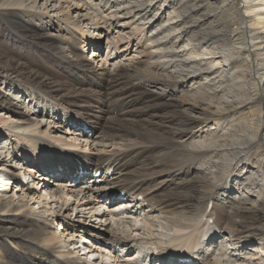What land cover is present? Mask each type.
<instances>
[{"label": "bare ground", "instance_id": "6f19581e", "mask_svg": "<svg viewBox=\"0 0 264 264\" xmlns=\"http://www.w3.org/2000/svg\"><path fill=\"white\" fill-rule=\"evenodd\" d=\"M106 1L110 6L105 0H0V20L11 27L7 32L0 21V46L18 53L8 57L0 49V80L19 89L18 93L24 89L22 96L42 105L45 117L51 112L55 116L50 113L49 117L55 119L62 108L60 114L65 115L54 125L66 129L61 130L63 134L72 136L73 129L67 125L75 124L77 118L94 124L100 138L119 134L123 141L118 146L119 142H114L111 151L97 149L89 154L84 152L92 149L90 143L79 152V145L62 141L63 136L42 139L40 135L47 131H34L38 130L33 121L36 112L22 111L12 102L6 105L7 96L0 93V113L5 112L0 116L10 119L12 134L21 141L17 145L21 154L29 151L31 159L25 168L18 163L16 169H22L19 175L23 178L15 175V167L10 169L8 161H0V264H85L73 254L74 240L80 237L81 242L93 245L92 253L102 260L107 257L110 264H154V255H160L164 264H189L180 261L189 258L192 264H255V260H264V242L248 239V234H264V0ZM16 27L26 33H16ZM117 28L128 30L129 40L120 39L114 45L116 52L130 55L129 46L135 42L142 56L97 74L84 50L89 45L97 47L103 35L108 38ZM94 55L96 50L91 51ZM22 58H29L31 64L15 61ZM40 71L48 74L42 76ZM158 75L162 77L152 80ZM62 121L67 125H61ZM26 131L33 135L26 136ZM3 142L0 156L4 155ZM17 155L13 152L10 159L17 162ZM34 167L42 172L35 186H23L19 178L25 182L29 173L25 169ZM57 167L62 169L59 175L54 171ZM88 169L112 171L103 188L95 191L76 182L83 179L78 173ZM203 169L219 178L210 180ZM49 174L66 181L53 188L42 183ZM251 179L262 185L261 190L255 189V201L251 200L253 193L244 191L252 192V186H243ZM10 185L21 199L6 197ZM104 191L107 194H100ZM118 193L126 198H113ZM138 197L153 210L164 214H178L179 210V215L187 218L171 223L172 230L166 232L172 234L163 233L166 237L156 243L154 224L135 226L142 211L136 206ZM58 199L64 203L54 205ZM69 200L70 206L66 204ZM34 201L40 211L34 209ZM112 203L111 212L116 210V214L104 210ZM77 217L89 219L88 230ZM141 226L148 228L150 241L127 237ZM210 231L225 236L224 243L235 252L219 249V258L210 259L207 247L202 246ZM91 232L106 240L109 236L111 243L96 240ZM143 239L155 242L150 247L154 259L138 243ZM246 243L253 245V254L241 256L242 251H248ZM135 248L144 253L132 254Z\"/></svg>", "mask_w": 264, "mask_h": 264}, {"label": "rangeland", "instance_id": "374dc122", "mask_svg": "<svg viewBox=\"0 0 264 264\" xmlns=\"http://www.w3.org/2000/svg\"><path fill=\"white\" fill-rule=\"evenodd\" d=\"M110 1V0H109ZM171 1H173V0H171ZM210 1H212V0H210ZM209 1V2H210ZM214 1V0H213ZM105 2H107L108 3V1H106L105 0ZM225 2V1H224ZM109 4V6H110V4H111V2H109L108 3ZM225 4V3H224ZM225 6H227V3H226V5ZM224 6V7H225ZM112 10H116V9H112ZM2 23H3V25H4V28H5V30L8 32V27H10V25H9V23H8V21H6V20H4V19H1L0 20ZM121 26V24L118 26V27H120ZM11 28V27H10ZM18 30V31H15L16 33L17 32H20V33H22V32H24V33H26L25 31H22L21 30V28H18V27H16V28H14V30ZM20 29V30H19ZM118 30V32H116V31H113L112 30V32H110L111 34L109 35V37L108 38H106V37H104L103 39H102V43H103V50H102V52H101V56L100 57H98V58H96L95 60L93 59L92 60V58H89L90 56H91V49L90 48H88L87 49V47L85 48V50H84V53H83V55L84 56H86V58L87 59H90L89 61H90V64H91V68H92V70H94L97 74L98 73H100L101 71H102V69H104V70H108V71H113L114 69H116L118 66H120V65H122V64H124V65H126V64H129V61H128V59L129 60H131V61H134V60H136V59H139L142 55H141V49H139V47L136 45V43L135 42H132L130 45H131V48H130V46H129V49H130V55L128 54V53H125L123 50H121V52L120 53H117L116 52V47L114 46L117 42H119V40L120 39H123V41L124 42H126V41H128L129 40V31L128 30H126V29H122V28H117ZM120 29H122V30H120ZM13 30V31H14ZM126 37V38H125ZM128 37V38H127ZM107 42H108V44H107ZM120 43V42H119ZM9 44L10 45H15V43H14V40H13V42L12 41H10L9 40ZM5 47H8L7 45H4ZM0 49L2 50V51H4L3 53L6 55V56H8V57H15V56H17V50L16 49H13V48H8V50L7 51H5L4 50V48L3 47H1L0 46ZM108 52H110V53H108ZM109 56H111V59H107V57H109ZM117 54H118V56H117ZM27 59V60H26ZM101 59L103 60V62L101 61ZM30 59L29 58H22V59H19V60H16L15 59V61L18 63V64H23V62L25 63V64H31V60L29 61ZM29 61V62H28ZM104 64V65H103ZM101 65H103V66H101ZM114 68V69H113ZM40 73H41V75L43 76V74H45V75H47L48 74V72H43V71H40ZM43 73V74H42ZM13 77V76H12ZM160 77H162L161 75H158L157 77H155L154 79H152V80H157L158 78H160ZM12 81H14V80H12ZM15 82H22V81H19V80H16ZM35 85V84H34ZM151 86H153V88H154V85H151ZM38 88H43V87H40V86H38ZM51 89V88H50ZM155 89V91H156V93H158L161 97H165V94H164V92L162 91V90H160V91H158V90H156V88H154ZM55 90L56 91H59V89L57 90V88H55ZM18 91H19V89H13V87H10V86H8V84L7 83H4L2 80H0V93H1V95H6L7 96V98H6V105H9V103L10 102H12V103H14L17 107H19L22 111H27V110H31V111H33V112H36L35 113V115H36V117L35 116H33V121L34 122H36L37 124H36V126L38 127V130L35 128L34 129V131H40V132H43L44 130H46L47 132H44V134H42V135H40V137L42 138V139H47V140H50V138H55V137H64L65 136V138H63L62 137V141H65V142H69V143H71V144H74V145H79L78 146V149H77V151H79V152H82L81 151V149H80V147L81 146H83V148H84V146L87 144V143H90V145H89V148L91 147L92 149H89V154H92V153H95V152H98L97 151V149L101 152V153H104V151H111L112 149H113V144H114V142H116V143H118V144H115V146H118V145H120V144H122L123 143V141L121 140V138L119 137V134H114L113 136H111V135H109L106 139H102V138H100V134H97V128H96V126H94V129H93V135H92V137L90 138V139H83V140H81V141H74V139L72 138V136H70L69 134H63L62 133V131L61 130H66V129H64L62 126H58L57 127V125H54V124H58V122H59V120H60V115H63V114H60V113H62V108H60L59 109V112H57L56 113V118L55 119H53V118H51V117H54L55 115H53L51 112H48V115H46V117H45V114L47 113V111H45V110H43V107H42V105H39L36 101H33V102H29L30 101V98H27L26 97V95H23L22 96V94H24V89H22V88H20V91H21V93H18ZM35 94H36V96L38 97V98H40V99H44L45 97L44 96H42V94L41 93H39V92H35ZM75 94H77V93H75ZM18 95V96H17ZM74 96V94H72L71 96H69V97H67V99H69V98H71V97H73ZM47 99V98H46ZM46 99H44V101L46 100ZM47 102H49L48 101V99L46 100ZM45 101V102H46ZM51 105H53L54 104V102L53 101H50L49 102ZM1 104V103H0ZM2 104H4V103H2ZM26 108V109H25ZM61 110V111H60ZM2 111V108H0V112ZM65 111L67 112V116H69V113H68V109H65ZM102 111V110H101ZM163 111L161 110L158 114H160V113H162ZM51 113V117H49L50 114ZM0 114H5V112H2V113H0ZM58 114V115H57ZM14 117V116H13ZM75 118V117H74ZM0 119H5V123H1L0 122V135H2L1 136V139H3L4 138V140H2V141H4L3 142V144H4V146H5V148H4V155L2 154V156H0V161L3 159V160H6V161H8V165L10 166V169H11V167H15V169L13 168L12 170H14V172H15V175L17 176V177H19V176H22V175H19V173H21V168L20 169H16V168H19V165H18V163H20L21 164V167H26V166H24L25 165V163L23 162V160H25V162H26V164H29V165H31L30 164V158H29V151H26V155H23V154H21V150H20V148L18 147L19 146V144L21 143V141L19 142V141H16V139H15V136H14V134H12L13 133V131H12V129H10V119L9 118H6V116H0ZM13 120V119H12ZM121 122H125V120H121ZM7 123V124H6ZM213 123H211V124H209L208 125V127L210 128V126L212 125ZM3 125V126H2ZM94 125V124H93ZM127 125V124H126ZM18 127L19 128H24L25 126H23V125H18ZM161 130V128L160 129H158L157 131L159 132ZM50 132V133H49ZM2 133V134H1ZM77 133V132H76ZM25 134H26V136H31V135H33V134H30V133H27V131L25 132ZM16 135V134H15ZM47 135V136H46ZM50 137H49V136ZM3 137V138H2ZM57 137V138H58ZM59 137V138H60ZM99 137V138H98ZM9 138L10 139H12L11 140V142H9ZM92 138H93V142H92ZM113 138H116V139H118V140H115V141H111V139H113ZM67 140V141H66ZM1 141V142H2ZM6 141V142H5ZM78 142L79 143H81V144H78ZM82 142H83V144H82ZM10 143H12L13 145H11ZM18 145V146H17ZM54 145H56V143L54 144ZM11 146H13V149H11ZM57 147H61V146H63V145H61L60 144V146H59V144L58 145H56ZM77 148V147H76ZM101 148V149H100ZM104 148L106 149V150H104ZM84 150V149H83ZM85 150H88V146H86L85 147ZM94 151V152H93ZM103 151V152H102ZM1 153H2V151H0ZM13 152L17 155V154H19L20 156H18V158H19V160L17 161V162H15V160H11L12 159V157H11V154H13ZM20 152V153H19ZM24 153H25V151H24ZM30 153H31V151H30ZM23 156H25L27 159H25ZM240 157H242L241 155H240ZM11 158V159H10ZM10 161V162H9ZM232 167L233 166H231L230 168L232 169ZM48 171V170H47ZM202 171H205L204 169L202 170ZM209 169L208 170H206L205 171V173H204V175H206V176H208V178L210 179V180H217L219 177V175H215V176H212V175H210V173H209ZM256 171V170H255ZM254 172V171H253ZM19 175V176H18ZM246 177H248L249 178V175H245ZM24 176H22V178H23ZM25 177H26V175H25ZM54 177H56V176H54ZM213 179H212V178ZM57 178V177H56ZM255 178V177H254ZM23 181H24V179H23ZM1 182H3V178H1L0 179V183ZM43 182H45V179H43L42 180V183ZM61 182H64L63 180H57V179H54V178H51V177H47V180H46V183L48 184H50L53 188H58L59 186L58 185H60V183ZM251 182V183H250ZM21 183V182H20ZM249 185L247 184V182L246 181H244V183H243V186L244 187H248V189H250V187L252 186V188H251V190H252V192H250V190H248V191H246V190H244L245 191V193L246 194H249V193H253L252 194V201H255V200H257V192H255L256 190H261V187H262V185H260V187L259 186H257V184H256V179H251L250 181H249ZM22 185H23V183H21ZM33 184H34V182H33ZM48 184V185H49ZM186 184V183H185ZM182 185V189H185L186 188V185ZM244 184H246V185H244ZM9 186V185H8ZM13 186V185H12ZM24 186V185H23ZM255 186H257L256 188H255ZM28 189H31L30 187H27ZM61 188V187H60ZM256 189V190H255ZM1 193V192H0ZM259 193H260V191H259ZM4 194L6 195V197H8V196H10L11 195V197H14V196H16V197H14V200H16V198L18 197V199H21V197L19 196V194H15V191H14V189H13V187H11V185H10V189L8 188V190H6L5 192H4ZM15 194V195H14ZM166 194H168L169 195V191L167 190L166 191ZM13 195V196H12ZM163 195H165V191L163 192ZM166 196V195H165ZM23 200V199H22ZM61 202H60V201ZM53 202H55L56 200H52ZM70 201V202H69ZM69 201H67L66 202V204H70L71 205V200H69ZM32 202V201H31ZM57 203H54V205H58V203H61V204H63L64 203V201H63V199H58L57 201H56ZM69 205V206H70ZM76 205V204H75ZM114 205V203H112V204H108L107 205V207H105L104 208V210H106V213L108 212H111V209H110V207H112ZM141 205H143V206H141ZM33 206L34 207H36V208H34V209H36V210H38V211H40L41 209H40V206L39 205H36V203H35V201H34V204H33ZM47 206V205H46ZM49 206H52L53 207V203H49ZM136 206L137 207H139L140 209H142V211L140 212V214H139V216H138V218H137V222L135 223V226H137V225H142V223H145L146 225H148V224H154L155 225V227H154V229L158 232V233H160V235L157 233V232H154V234H153V236H154V239L155 240H157L156 241V243H159V241H162V238H164V237H166L169 233V231L168 232H166L167 230H170V228H171V230H172V224L171 223H174V222H176V221H185V219L187 218H185V216H181V215H179V214H182V212H180L179 210H178V214L176 213V214H164V213H162V212H158V211H156V210H153L150 206H148V204L146 203V202H144L143 204H142V201H138V202H136ZM79 209H82V207H80ZM78 209V210H79ZM83 212L85 211V210H82ZM137 212V211H136ZM139 213V212H138ZM83 214H81V216H82ZM84 217V216H83ZM78 218V223H80V225L84 228V229H89V219L88 220H83L82 218H79V217H77ZM183 218H185V219H183ZM85 219H87V218H85ZM109 221V220H108ZM129 221V220H128ZM110 225H112L113 227H115L114 225V222L113 221H110ZM117 227H119V228H121V226H119V224H118V226ZM141 228L143 229V231L141 230ZM141 228L138 230V231H136V230H134V231H136V232H132V234H130V232H128L127 233V237H129V238H131V237H142V238H146V240L147 241H150V239H149V235H150V233L149 232H147L146 230H145V228H147L146 226H141ZM151 228V227H150ZM55 229H59V227H57L56 226V228ZM148 229V228H147ZM71 230V229H70ZM69 231V230H68ZM121 232H125V230L123 229V228H121ZM147 233V236H146V233ZM117 233H119V232H117ZM163 233L164 234H166V236L165 235H163ZM91 234V236H95V239L96 240H106V237L104 236V235H102V234H99V235H96V234H93L92 232L90 233ZM226 234H227V232H226ZM107 235V234H106ZM121 235H122V237L124 238L126 235L124 234V233H121ZM146 236V237H145ZM114 237V236H113ZM228 235H227V239H228ZM235 237H237V236H235ZM108 238L109 239H107L106 240V243H111V241H110V237L108 236ZM65 239H66V241H67V239H68V237H65ZM248 239H254V240H256V243H263L264 242V234H252V237H251V235L250 234H248ZM120 240H122V239H120ZM64 242V243H67V242ZM138 243H140V245L144 248V249H147L149 252H150V254H151V249H150V247L155 243L154 241H151V242H146L145 241V239H143V240H141V241H138ZM133 245H135V243H133ZM246 246L248 247V251H245V252H241L240 253V255L241 256H243V255H247V254H249V252H252L251 250L252 249H254L253 248V245L252 244H250V243H246ZM123 248H124V251H127L128 250V247L127 246H125V245H123L122 246ZM56 251H60L61 250V248L59 247V246H57L56 248ZM250 249V250H249ZM137 252H138V254H137ZM146 252V251H145ZM134 253V255H139V253L140 254H143L144 252L141 250V249H136L135 248V250L132 252V254ZM148 253V252H147ZM251 254H253V252L251 253ZM250 254V255H251ZM123 256H124V254H122ZM130 255H131V253H130ZM148 255H149V253H148ZM156 258H155V257ZM153 256V253L151 254V259H154L155 258V261H154V264H164V262L165 261H163V259H161V257H159L160 255H154ZM148 257L149 256H147L146 258H144V260L142 261L143 263H146L147 261V259H148ZM132 258V257H131ZM264 258V257H263ZM105 259V260H104ZM103 260H102V258L101 257H98L94 262H93V264H105L106 262V264H110V260L107 258V257H105ZM241 259H243V258H240V260ZM248 260H250V259H248ZM130 261H131V259H130ZM260 262V264H264L263 262H264V260L262 259V261L261 260H259ZM67 262H69V261H67ZM173 262V261H172ZM253 262H255V261H253ZM189 264H192V263H189Z\"/></svg>", "mask_w": 264, "mask_h": 264}]
</instances>
